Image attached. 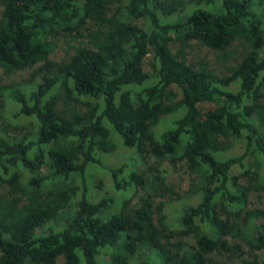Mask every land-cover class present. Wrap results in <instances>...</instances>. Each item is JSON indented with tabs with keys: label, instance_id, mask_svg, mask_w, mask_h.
Returning <instances> with one entry per match:
<instances>
[{
	"label": "trees",
	"instance_id": "16d2710c",
	"mask_svg": "<svg viewBox=\"0 0 264 264\" xmlns=\"http://www.w3.org/2000/svg\"><path fill=\"white\" fill-rule=\"evenodd\" d=\"M0 4V264H264V0Z\"/></svg>",
	"mask_w": 264,
	"mask_h": 264
},
{
	"label": "rangeland",
	"instance_id": "374dc122",
	"mask_svg": "<svg viewBox=\"0 0 264 264\" xmlns=\"http://www.w3.org/2000/svg\"><path fill=\"white\" fill-rule=\"evenodd\" d=\"M221 1L222 0H202V2H210V6H214L213 4H216L217 5V8H219L218 6L221 4ZM257 12L260 13V10H262V8L260 6H257ZM1 10H2V6L0 4V14H1ZM170 20H174V17H171ZM137 21L141 24L145 23V19L144 18H138ZM171 34H173L172 36H175V33L172 32ZM62 48L58 49L59 51L58 52V58L61 57V56H65L64 53L66 50L65 48L68 49V45L63 42L62 43ZM180 46V43L178 41H175L173 42V48L175 50H177ZM230 49L234 50L235 51V55L234 57L237 58L239 57L240 55H242L244 52H245V49L242 45L239 44V42H236L234 45H232L230 47ZM188 58L194 62V63H198L199 61L201 60H206L210 63L211 67L212 68H215L217 71L221 72V71H225L227 69V66L230 65V64H234L236 61H235V58L232 57V60L228 61V62H222L221 58L216 54V52L211 49V48H208L204 45H201V44H198V43H192V46H190L188 49ZM26 77V73H18V74H15L11 77H8L5 79V82L6 83H10L12 81H16V82H19V81H22L24 80ZM6 107H9V104L6 105ZM206 107V106H205ZM208 107H213V106H208ZM207 107V108H208ZM4 121H6L7 123L9 122L10 126L12 128H14V123L11 122V120L9 119H3ZM130 150H127L122 144L119 146L118 148V151H117V154H105V163H109V164H114V163H118V164H121L123 163V161H129L131 158L130 155L131 153L129 152ZM240 151L237 148H235L232 152L236 153ZM113 155V156H112ZM129 159V160H128ZM96 168L98 171L95 172V177H97L99 183L101 180H103L101 183V188H99L98 190L99 191H104V189H106V182H107V176H105L104 174H101L100 172L102 173H106L107 169L105 170L104 167L102 165L100 166H95V165H92L91 167L89 166V168ZM48 169L47 167H44L43 168V172H46ZM165 174L167 175V180L169 183L173 184L174 186H176V190L179 191V192H182L186 195L189 194V191L190 189L192 188L191 186V175L188 174L187 172L184 171V169H181V168H177V167H169V169H167V172H165ZM103 178V179H101ZM92 184V183H91ZM251 201H250V204H249V207H264V190H252L251 191ZM174 205V204H173ZM170 207V210L173 212L174 211V208L172 207V205H169ZM261 221V220H260Z\"/></svg>",
	"mask_w": 264,
	"mask_h": 264
}]
</instances>
